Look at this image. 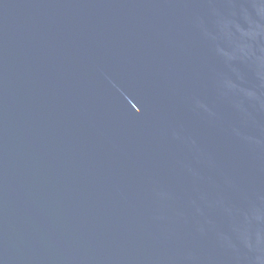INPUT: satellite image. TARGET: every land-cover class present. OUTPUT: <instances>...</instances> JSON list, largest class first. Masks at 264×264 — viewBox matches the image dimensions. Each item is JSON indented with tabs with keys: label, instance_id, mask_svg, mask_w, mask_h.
Wrapping results in <instances>:
<instances>
[{
	"label": "water",
	"instance_id": "obj_1",
	"mask_svg": "<svg viewBox=\"0 0 264 264\" xmlns=\"http://www.w3.org/2000/svg\"><path fill=\"white\" fill-rule=\"evenodd\" d=\"M0 264H264V0H0Z\"/></svg>",
	"mask_w": 264,
	"mask_h": 264
}]
</instances>
